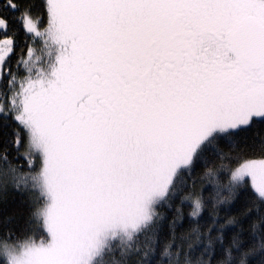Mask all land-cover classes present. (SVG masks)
Wrapping results in <instances>:
<instances>
[{
    "label": "snow or ice",
    "instance_id": "snow-or-ice-1",
    "mask_svg": "<svg viewBox=\"0 0 264 264\" xmlns=\"http://www.w3.org/2000/svg\"><path fill=\"white\" fill-rule=\"evenodd\" d=\"M0 264H264V0H0Z\"/></svg>",
    "mask_w": 264,
    "mask_h": 264
}]
</instances>
